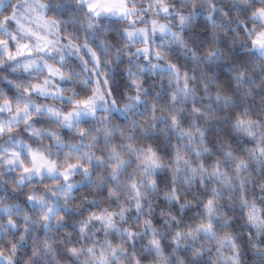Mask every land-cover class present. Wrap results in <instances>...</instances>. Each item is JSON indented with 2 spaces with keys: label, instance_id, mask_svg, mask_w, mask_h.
<instances>
[{
  "label": "clouds",
  "instance_id": "obj_1",
  "mask_svg": "<svg viewBox=\"0 0 264 264\" xmlns=\"http://www.w3.org/2000/svg\"><path fill=\"white\" fill-rule=\"evenodd\" d=\"M43 2L80 53L64 49L69 76L48 95L9 83L46 72L2 58L0 264H264V49L251 44L264 0H127L98 17ZM24 4L0 0L21 41ZM93 67L112 92L102 76L94 93ZM93 95L91 109L72 103Z\"/></svg>",
  "mask_w": 264,
  "mask_h": 264
},
{
  "label": "snow or ice",
  "instance_id": "obj_2",
  "mask_svg": "<svg viewBox=\"0 0 264 264\" xmlns=\"http://www.w3.org/2000/svg\"><path fill=\"white\" fill-rule=\"evenodd\" d=\"M161 2H163V0H161ZM81 4L88 12L93 13L97 17L102 12L126 14L128 11L127 0H81ZM46 7L48 6L43 0H25L24 10L21 15L18 16L16 12L13 11L11 21L16 25L17 31L29 37V39L25 41L17 39L16 32L10 31L7 18H5L3 22H0V34H6L8 36L7 41L0 40V66L7 63V61L2 59L3 57H7L8 61H11L15 65L13 68L14 71L16 68H22L25 72L42 70L47 73L42 80L37 78L28 82L22 79H12L9 81L13 87L27 95H32L33 92H39L41 95L51 94L55 90L52 86L58 87V85H56L57 78L69 76V73L65 72L63 68V61L65 59L63 55L64 49L75 50L77 54L80 53L79 40L74 38L72 33L63 31L60 28L59 20H57L55 16L50 17L46 15L44 11ZM163 10L168 11L167 7ZM52 11H55V8H53ZM25 17H27V22H25ZM251 44L264 49V32H257L255 37L251 40ZM85 46L87 45L85 44ZM145 51H148V49H145ZM49 53L57 54L59 62L50 61L46 55ZM89 54L93 56L96 67H98L99 57L96 56L91 48H89ZM156 55H160L159 51L156 52ZM81 60L85 65V70H87V58L81 56ZM92 71L95 73V80L99 86V89H94L95 93L97 90H102L103 84H109V81L104 73H96L95 67H93ZM73 75L78 77L79 73H73ZM102 76L104 77L103 84H101ZM108 91H113L110 84ZM3 95L5 96L3 103L10 106L12 104L11 97L13 95L11 89ZM17 100H19V98H17ZM72 103L75 106H83L91 109V106L95 103V98L94 95L81 96L79 98H74ZM25 107L27 108L29 106L25 104ZM0 111H3L2 107H0ZM17 111L19 112V108H17ZM78 114L79 113H77V115ZM64 117L70 120L71 112H65ZM244 125L245 120L240 118L237 125L238 129L252 136L251 119L247 121V126ZM0 131H2V128H0ZM261 139L264 140V137ZM256 147L261 153H264V143L258 142ZM35 159L39 162L41 160V155H37ZM68 167L71 168L74 167V165L69 164ZM24 170L26 172L29 171L27 167H25ZM62 172L64 179L67 180V170H62ZM249 212V219L254 220L255 217L251 208Z\"/></svg>",
  "mask_w": 264,
  "mask_h": 264
}]
</instances>
